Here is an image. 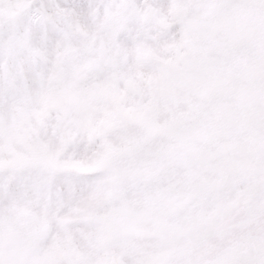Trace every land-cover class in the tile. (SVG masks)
Returning <instances> with one entry per match:
<instances>
[{
  "label": "snow or ice",
  "instance_id": "snow-or-ice-1",
  "mask_svg": "<svg viewBox=\"0 0 264 264\" xmlns=\"http://www.w3.org/2000/svg\"><path fill=\"white\" fill-rule=\"evenodd\" d=\"M0 264H264V0H0Z\"/></svg>",
  "mask_w": 264,
  "mask_h": 264
}]
</instances>
